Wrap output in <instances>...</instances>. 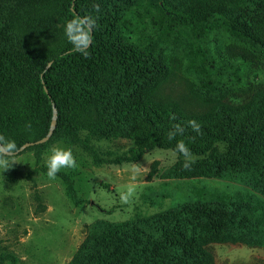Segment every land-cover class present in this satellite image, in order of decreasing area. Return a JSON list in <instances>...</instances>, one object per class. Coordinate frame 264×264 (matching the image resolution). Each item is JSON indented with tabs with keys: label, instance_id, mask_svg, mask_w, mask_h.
Returning <instances> with one entry per match:
<instances>
[{
	"label": "trees",
	"instance_id": "obj_1",
	"mask_svg": "<svg viewBox=\"0 0 264 264\" xmlns=\"http://www.w3.org/2000/svg\"><path fill=\"white\" fill-rule=\"evenodd\" d=\"M144 2L157 5L168 24L210 38L199 41L194 58L210 59L211 71L241 60L264 63V0H0V133L18 148L37 141L48 134L56 109L50 139L26 148H34L38 159L54 141H64L81 146L97 165L122 164L156 147L177 152L182 140L203 158L186 170L177 152L181 158L166 178H216L236 189L200 190L151 215L98 219L68 264H214L212 243L264 246V86L234 103L219 84L200 83L193 91L207 103L202 111L164 98L160 91L170 69L164 54L184 47L191 56L192 46H163L165 37L163 44L145 45L130 20ZM88 14L98 20L91 56L84 58L73 51L64 26ZM192 119L201 134L188 126ZM177 123L184 132L170 141L167 134ZM118 137L135 146L114 158L102 157L92 144L93 138ZM58 174L74 203H83L71 178Z\"/></svg>",
	"mask_w": 264,
	"mask_h": 264
},
{
	"label": "rangeland",
	"instance_id": "obj_2",
	"mask_svg": "<svg viewBox=\"0 0 264 264\" xmlns=\"http://www.w3.org/2000/svg\"><path fill=\"white\" fill-rule=\"evenodd\" d=\"M130 20L145 45L168 42L163 44L167 46L178 42L181 46V41H185L193 47L188 48L191 56L184 47L183 51L171 48L164 54L170 69L160 94L166 99L202 111L207 103L193 91L200 83L205 82L206 88H211L213 82L219 84L226 89L227 99L234 103L247 101L264 86V63L259 60H241L211 71L210 59L194 58L199 41L210 38L201 36L199 31L168 24L157 5L144 2L135 8ZM168 27L173 29L167 30ZM92 144L105 158L123 155L135 146L132 139L125 137L93 138ZM53 146L71 148L77 160L76 169L60 172L71 178L78 196L84 200L79 205L68 195L62 176L57 174L55 180L47 176L46 161ZM216 147L226 150L225 143ZM14 158L16 162L9 169H0V264H13L12 257L16 264H68L84 241L88 226L98 219L121 221L151 215L170 209L200 190L226 194L236 189L232 183L216 178H166L164 173L181 156L160 147L147 151L138 161L122 164L97 165L81 146L64 141H54L43 149L39 159L34 148H24ZM130 185L134 191L125 201L122 195ZM210 249L214 264H264V246L224 242L212 243Z\"/></svg>",
	"mask_w": 264,
	"mask_h": 264
},
{
	"label": "clouds",
	"instance_id": "obj_3",
	"mask_svg": "<svg viewBox=\"0 0 264 264\" xmlns=\"http://www.w3.org/2000/svg\"><path fill=\"white\" fill-rule=\"evenodd\" d=\"M92 8L96 13L100 12V5L98 3H94ZM97 20L98 17H93L88 14L84 17H75L65 23L64 33L69 43L73 45V51L79 53L84 58H89L91 56L88 49L92 45L93 32L97 27ZM173 119H175V117H173ZM187 124L197 134H201V124L195 119L189 120ZM183 132L184 127L177 123L173 125L172 130L168 132V139L171 141L175 139L178 134H183ZM18 150L19 148L15 140L6 138L4 134L0 133V169L5 171L16 162L14 157ZM176 151L184 157L182 167L186 170H190L192 165L196 163L198 157L191 152L190 148L182 140L177 142ZM46 167L48 178L55 180L57 174L62 169H76L78 163L71 148L53 146L51 154L47 158ZM133 191L134 186L130 185L126 193L122 195V199L126 201Z\"/></svg>",
	"mask_w": 264,
	"mask_h": 264
},
{
	"label": "water",
	"instance_id": "obj_4",
	"mask_svg": "<svg viewBox=\"0 0 264 264\" xmlns=\"http://www.w3.org/2000/svg\"><path fill=\"white\" fill-rule=\"evenodd\" d=\"M56 117H57V110L54 109V117H53V120H52V124H51V128H50L49 133H48L46 136H44L43 138H41V139H39V140H37V141L26 142L25 144H23V145L19 148V150L17 151V153H18L19 151L23 150L24 148H27V147L30 146V145L39 144V143H44V142L48 141V140L50 139V137H51L53 131H54L55 126H56Z\"/></svg>",
	"mask_w": 264,
	"mask_h": 264
}]
</instances>
